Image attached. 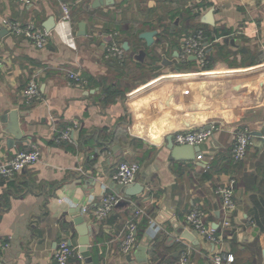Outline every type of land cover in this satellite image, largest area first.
I'll list each match as a JSON object with an SVG mask.
<instances>
[{
  "label": "crops",
  "instance_id": "obj_1",
  "mask_svg": "<svg viewBox=\"0 0 264 264\" xmlns=\"http://www.w3.org/2000/svg\"><path fill=\"white\" fill-rule=\"evenodd\" d=\"M122 2L0 0V162L21 150L40 151L34 165L0 178V264H51L64 239L79 251V215L92 226L94 264H168L186 249L191 264H213L217 252L233 255L231 264H264V0H130L119 6ZM63 4L70 6L75 46L56 31L64 27ZM187 8L198 10L199 17L187 19ZM211 8L214 26L203 21ZM154 9L152 19L135 16ZM129 13H136L143 28L118 41L115 22L130 21ZM50 17L56 27L43 48L5 23L35 22L47 31ZM81 22L86 35H79ZM198 23L234 31L208 42L210 69L183 63L188 26ZM149 30L158 31L151 46L140 37ZM125 41L129 50L123 59L107 55L113 42L123 47ZM71 71L81 73L82 84L69 80ZM33 77L40 94L28 102L24 90ZM104 86L121 95L105 103ZM241 128L250 130L252 143L235 162L231 149ZM200 129L212 131L198 145L202 158L184 160L189 153L178 150L182 145L174 135ZM66 130L72 141H58ZM123 161L140 164L134 183L144 190L133 197L112 178ZM228 185L235 208L224 227L216 188ZM106 193L123 200L98 220L93 210ZM196 207L216 229V240L187 222ZM137 209L145 211L137 219L146 217L148 224L126 254L121 246ZM77 256L70 264H87Z\"/></svg>",
  "mask_w": 264,
  "mask_h": 264
},
{
  "label": "built area",
  "instance_id": "obj_2",
  "mask_svg": "<svg viewBox=\"0 0 264 264\" xmlns=\"http://www.w3.org/2000/svg\"><path fill=\"white\" fill-rule=\"evenodd\" d=\"M64 16L62 19L63 26L56 28L57 34L61 40L68 46H75V34L70 26L71 12L68 4H63ZM8 28L17 35H23L31 39L38 48H43L48 42L51 32L45 31L35 22H28L23 24L18 21L5 20ZM62 26V25H61ZM239 33V31H236ZM230 36V35H229ZM228 36V37H229ZM208 42H204V31L199 30L197 33L190 34L185 39L183 59L195 56L198 67L202 70L208 64ZM108 56H116L120 59L124 58V48L116 42H113L108 48ZM2 61L0 59V68ZM69 80L80 85L84 79L81 73L71 71L68 73ZM40 94V89L37 80L33 77L27 84L24 90V96L28 102L37 98ZM212 131L210 129H200L188 132H177L174 135V141L181 145H200L207 140ZM58 141H72L70 130L62 132L58 137ZM252 143V134L247 128L238 129L235 133V141L231 150L232 158L235 162L242 161L247 154L248 147ZM198 158H202L201 155ZM40 160L39 150H21L0 162V178H11L21 172L23 169L34 165ZM140 170V164L137 162L123 161L118 164L112 178L123 185L133 184L137 179V174ZM216 193L222 198V209L225 214L223 226L227 227L230 224V213L235 208L234 189L231 185L219 186L216 188ZM123 197L119 194L106 193L102 196L100 205L93 210V215L96 219L102 220L106 218L112 210L118 205ZM85 213L90 210L85 206L83 208ZM145 214L143 209H137L132 219L127 222V235L124 239L121 249L124 253L129 254L136 246L137 236V222L138 217ZM206 213L200 208L192 209L186 216L187 222L192 225L197 232L205 236L209 240H216V229L207 225ZM78 255L82 257L76 247H74L67 239L62 240L53 255L51 264H70L71 258ZM213 264H231L234 257L225 252H217L212 256ZM168 264H191L190 252L188 249L184 250L180 257Z\"/></svg>",
  "mask_w": 264,
  "mask_h": 264
},
{
  "label": "water",
  "instance_id": "obj_3",
  "mask_svg": "<svg viewBox=\"0 0 264 264\" xmlns=\"http://www.w3.org/2000/svg\"><path fill=\"white\" fill-rule=\"evenodd\" d=\"M114 0H95V4H110L113 3ZM214 8H211L204 16L203 21L207 24H210L212 26L215 25V17H214ZM45 29L50 32L56 27V21L54 17H50L44 25ZM80 27V32L79 35H86V23L81 22L79 24ZM157 30H149V31H144L140 33V37L144 39L147 42L148 46H151L154 41H155V35L157 34ZM123 48L125 50H129V43L128 41H125L123 43ZM140 54L143 56L145 55V51H141ZM192 58H196L195 56H192ZM14 115L16 114L15 112L13 113ZM20 137V136H18ZM171 147H173L174 142L171 139ZM180 152H184L185 154L189 153V156H187L184 160H191L197 157L200 154L201 148L198 145H182V148L178 149ZM194 151V156H192L191 151ZM119 189L123 190V192L128 196V197H133L135 195L140 194L144 190V186L139 184V183H133L129 185H123L118 183L117 184ZM75 223L77 224V229L80 234V240H79V251L81 256L85 259L87 264H94L93 257L91 255V251L89 249L90 245V236L92 234V226L87 222L85 217L83 215H79L75 218ZM216 227L217 224H216ZM139 250L141 252V261L146 262L147 261V245L143 244L139 247Z\"/></svg>",
  "mask_w": 264,
  "mask_h": 264
},
{
  "label": "trees",
  "instance_id": "obj_4",
  "mask_svg": "<svg viewBox=\"0 0 264 264\" xmlns=\"http://www.w3.org/2000/svg\"><path fill=\"white\" fill-rule=\"evenodd\" d=\"M130 0H123V2L119 5L121 6L123 3L128 2ZM187 13L186 18L189 20H193L196 19L197 17H199L200 12L194 8H187L185 10ZM179 12V11H178ZM115 19V18H114ZM116 23V30L114 32H116L117 34H119V37L117 35V40L120 41L119 39H130L134 36H137L138 33L140 32L139 30H132V22L123 20V22H115ZM150 27H154L152 24H147ZM167 28H163V32H168V30H166ZM188 29L191 30L190 34L193 33H197L199 30L204 31V42H211L213 43L214 39L218 38V37H223V36H229L231 35L234 31L231 28H210V26L206 25V24H202V23H198L196 25H189ZM187 33V34H188ZM189 35V34H188ZM117 41V42H118ZM225 45H220V48H224ZM136 50V48H134V51ZM244 51V50H243ZM207 57H208V64L202 69H210L212 67V56L209 54V52H207ZM231 54L230 52H227V54L224 55V58L226 59L227 55ZM183 63H185V65H192L195 64L196 61L190 60V59H185L183 60ZM185 65L179 66V69H181L182 67H184ZM103 92L105 93V99L104 102L105 103H110V102H114L116 101L117 97H119V95H121V92L118 91L117 89L112 88V86H107V87H103ZM232 150V149H231ZM233 159V158H232ZM148 224V219L146 217H142L140 220H138L137 222V236H139L140 234L142 235L145 227ZM78 257V256H77Z\"/></svg>",
  "mask_w": 264,
  "mask_h": 264
},
{
  "label": "rangeland",
  "instance_id": "obj_5",
  "mask_svg": "<svg viewBox=\"0 0 264 264\" xmlns=\"http://www.w3.org/2000/svg\"><path fill=\"white\" fill-rule=\"evenodd\" d=\"M155 11H156V9H154V11L153 12H150V13H148V11H144L142 13V15H140V16L135 15V16L137 17V19L141 17L140 18L141 20L152 19V18L155 17V14H154V13H156ZM134 14H136V13H131V14L129 13V14H126V16H125L126 18H128L130 20L129 22H132L133 23V24H131L133 31L134 30H139V29H142L143 28V26H142V24L140 22L141 20L135 21L136 20V17L134 16Z\"/></svg>",
  "mask_w": 264,
  "mask_h": 264
}]
</instances>
